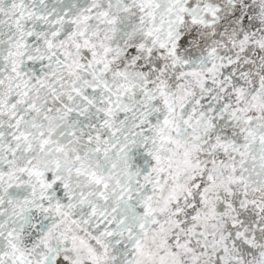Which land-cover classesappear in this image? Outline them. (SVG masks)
<instances>
[{
	"label": "snow or ice",
	"instance_id": "snow-or-ice-1",
	"mask_svg": "<svg viewBox=\"0 0 264 264\" xmlns=\"http://www.w3.org/2000/svg\"><path fill=\"white\" fill-rule=\"evenodd\" d=\"M0 264H264V0H0Z\"/></svg>",
	"mask_w": 264,
	"mask_h": 264
}]
</instances>
